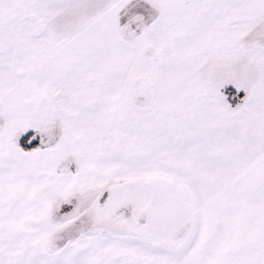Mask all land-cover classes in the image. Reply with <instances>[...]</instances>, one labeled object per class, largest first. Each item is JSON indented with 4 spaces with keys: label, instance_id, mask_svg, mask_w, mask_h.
I'll return each instance as SVG.
<instances>
[{
    "label": "crops",
    "instance_id": "crops-1",
    "mask_svg": "<svg viewBox=\"0 0 264 264\" xmlns=\"http://www.w3.org/2000/svg\"><path fill=\"white\" fill-rule=\"evenodd\" d=\"M138 4L145 35L126 41ZM95 17L0 92V264H264V0H110ZM140 40L159 68L132 120ZM77 209L90 230L53 247Z\"/></svg>",
    "mask_w": 264,
    "mask_h": 264
},
{
    "label": "rangeland",
    "instance_id": "rangeland-1",
    "mask_svg": "<svg viewBox=\"0 0 264 264\" xmlns=\"http://www.w3.org/2000/svg\"><path fill=\"white\" fill-rule=\"evenodd\" d=\"M109 3L110 0H0V92L7 89L10 93L15 77L28 72L33 67L31 64L34 59L40 60L51 48L53 52L74 37L80 27L95 20V16ZM138 7L141 4L130 6L121 15V35L126 41H136L145 35L143 31L148 20ZM159 57V51L150 47L146 41L136 42L132 61L134 68L131 66L126 72L125 93L129 81L135 80L142 73L151 81L153 89L156 88L155 76L159 68L156 62ZM145 66L148 70H143ZM122 101L127 115L132 119L131 112L135 108H129L131 100L128 97L126 99L130 105L124 97ZM10 146H16L14 139H11ZM6 181L13 182L8 178ZM14 184L15 181L11 185ZM5 185L1 184L0 187ZM89 218L88 209H77L61 219L60 222L65 226L52 246H61L80 233L88 232L91 228Z\"/></svg>",
    "mask_w": 264,
    "mask_h": 264
},
{
    "label": "flooded vegetation",
    "instance_id": "flooded-vegetation-1",
    "mask_svg": "<svg viewBox=\"0 0 264 264\" xmlns=\"http://www.w3.org/2000/svg\"><path fill=\"white\" fill-rule=\"evenodd\" d=\"M139 80L135 81L131 90V104L135 108H145L149 105V88L146 85L147 78L144 74H140Z\"/></svg>",
    "mask_w": 264,
    "mask_h": 264
},
{
    "label": "trees",
    "instance_id": "trees-1",
    "mask_svg": "<svg viewBox=\"0 0 264 264\" xmlns=\"http://www.w3.org/2000/svg\"><path fill=\"white\" fill-rule=\"evenodd\" d=\"M143 70H148L145 66ZM142 73V72H141ZM143 74V73H142ZM128 95H126L127 97ZM38 143V134L34 132H28L25 135L21 136L18 140V145L23 149H31L35 147Z\"/></svg>",
    "mask_w": 264,
    "mask_h": 264
},
{
    "label": "water",
    "instance_id": "water-1",
    "mask_svg": "<svg viewBox=\"0 0 264 264\" xmlns=\"http://www.w3.org/2000/svg\"><path fill=\"white\" fill-rule=\"evenodd\" d=\"M146 78H147V76H145ZM137 80H139V78H136L135 80H133V81H129V85H128V88H127V91H126V95H128L127 97H128V99H130V96L129 95H131V90H132V85L135 83V81H137ZM146 85H147V87L149 88V92H150V95H149V101L151 100V97H152V94L154 93L153 92V88H152V84H151V81L147 78V80H146ZM127 97H126V99H127ZM127 102V101H126ZM127 104L128 105H130L128 102H127ZM130 106H132V105H130ZM132 107H134V106H132Z\"/></svg>",
    "mask_w": 264,
    "mask_h": 264
}]
</instances>
